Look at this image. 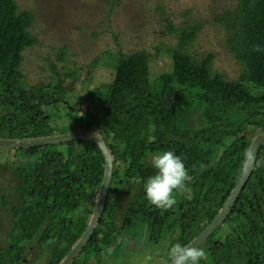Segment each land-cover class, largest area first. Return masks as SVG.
<instances>
[{
  "label": "trees",
  "instance_id": "obj_1",
  "mask_svg": "<svg viewBox=\"0 0 264 264\" xmlns=\"http://www.w3.org/2000/svg\"><path fill=\"white\" fill-rule=\"evenodd\" d=\"M235 3L215 22L244 68L238 80L213 70L214 55L199 59L189 53L201 26L176 27L166 20L178 44L158 49L171 58L172 70L152 80V58L146 51L119 57L107 53L114 80L93 90L98 108L84 110L61 78L28 85L22 66L24 53L40 44L31 32L35 16L21 11L16 0H0V139L91 130L104 138L114 157L99 225L72 264H104L107 257H125L129 239L146 237L166 254L175 243L187 247L227 203L243 174L252 139L264 133V50L254 51L256 45L264 49V0ZM59 55L66 61L64 50ZM99 62L97 58L94 64ZM24 93L43 95L45 102L24 100ZM75 110L86 113L82 126L74 121ZM54 120L71 125L57 126ZM6 150L32 158L13 164L7 183L14 187L0 195V207L14 222L8 231L9 249L0 248V264H34L40 257L42 264H60L93 215L106 170L104 155L91 140ZM164 151L180 156L192 177L181 200L168 211L151 205L144 192V183L156 172L151 155ZM0 175L4 178L6 171L1 169ZM224 224L238 243L224 244L220 236L225 228L220 226L199 247L206 253L200 264H264V147ZM165 261L170 263L167 255Z\"/></svg>",
  "mask_w": 264,
  "mask_h": 264
},
{
  "label": "rangeland",
  "instance_id": "obj_2",
  "mask_svg": "<svg viewBox=\"0 0 264 264\" xmlns=\"http://www.w3.org/2000/svg\"><path fill=\"white\" fill-rule=\"evenodd\" d=\"M21 11H30L35 16L31 32L40 44L28 49L22 71L29 86L47 85L61 78L64 87L84 110H95L98 102L92 93L94 89L108 85L114 80V64L105 54L116 57L146 51L151 56V79L172 70V60L160 54L159 46L177 47L178 36L170 34L166 20L176 27L201 26L189 53L201 59L214 55L213 70L222 73L228 80H238L244 73L243 66L234 58L226 46L224 31L215 22V17L234 6L236 0H16ZM61 50L66 52V61L60 59ZM99 58L96 65L95 60ZM51 67L55 68L52 73ZM76 71V76H73ZM24 100L44 101L43 95H22ZM77 126H82L87 116L85 112L73 113ZM57 120V119H55ZM53 121L54 125L70 126V121ZM197 122V116H193ZM264 130V129H263ZM66 134V133H64ZM263 134V133H261ZM59 135H62V133ZM56 136V135H55ZM256 136V135H255ZM22 157L20 153L0 149L1 192L10 193L14 186L8 182L13 164L19 165L32 157ZM2 175V174H1ZM0 175V177H2ZM7 177V179H6ZM178 192L177 202L183 197ZM190 194V193H189ZM13 201H17L13 196ZM12 218L8 211L0 207V248L9 249V229ZM14 223V222H13ZM235 226L240 223L233 221ZM225 228L221 241L229 247L238 243L232 230ZM149 243L146 237L135 242L128 240L124 247L125 257H110L107 264H166V251ZM37 249V246H34ZM13 247L11 252H16ZM112 249H109L110 253ZM162 254L163 258L160 257ZM34 255L26 261L30 263ZM39 259V260H38ZM44 258H36L34 264H42ZM104 263V264H105Z\"/></svg>",
  "mask_w": 264,
  "mask_h": 264
},
{
  "label": "water",
  "instance_id": "obj_3",
  "mask_svg": "<svg viewBox=\"0 0 264 264\" xmlns=\"http://www.w3.org/2000/svg\"><path fill=\"white\" fill-rule=\"evenodd\" d=\"M77 140H91L99 146L106 161V170L90 222L81 239L60 264H72L75 259L79 256V254L83 251V249L86 247L88 242L91 240L96 228L99 225V221L104 212L110 191V184L114 170L113 154L109 149L107 143L105 142L104 138L97 132L91 130H79L62 135L31 139H0L1 149H29L35 147L68 143ZM262 147H264V133H259L252 139L243 174L240 180L238 181L235 189L233 190L232 194L230 195L227 203L219 212L217 217L213 220V222L187 247L199 248L220 226L225 223V221L231 214L233 207L239 200L244 188L249 182V179L252 176V173L257 163L259 152ZM169 264H171V262Z\"/></svg>",
  "mask_w": 264,
  "mask_h": 264
},
{
  "label": "clouds",
  "instance_id": "obj_4",
  "mask_svg": "<svg viewBox=\"0 0 264 264\" xmlns=\"http://www.w3.org/2000/svg\"><path fill=\"white\" fill-rule=\"evenodd\" d=\"M262 50L260 45L254 47V51ZM150 163L156 172L144 183L145 197L155 208L168 211L177 203L175 193L186 192L192 177L183 159L173 151L151 155ZM167 257L171 264H200L206 253L198 247L175 243L168 249Z\"/></svg>",
  "mask_w": 264,
  "mask_h": 264
},
{
  "label": "flooded vegetation",
  "instance_id": "obj_5",
  "mask_svg": "<svg viewBox=\"0 0 264 264\" xmlns=\"http://www.w3.org/2000/svg\"><path fill=\"white\" fill-rule=\"evenodd\" d=\"M130 240H132V242H133V241L135 242V240H134V239H130Z\"/></svg>",
  "mask_w": 264,
  "mask_h": 264
}]
</instances>
